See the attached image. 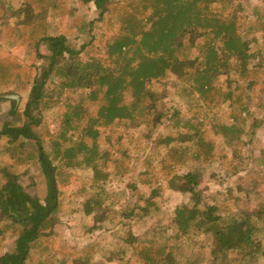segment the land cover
<instances>
[{
	"label": "trees",
	"instance_id": "16d2710c",
	"mask_svg": "<svg viewBox=\"0 0 264 264\" xmlns=\"http://www.w3.org/2000/svg\"><path fill=\"white\" fill-rule=\"evenodd\" d=\"M81 1L84 5L92 3L98 11L96 18L83 20L79 25V33L89 38L76 44L69 42L64 33L45 31L35 40L33 46L38 59L46 63L40 66L27 87L22 110L27 121L21 125L6 122L0 128V142L11 135L1 143L3 150L7 149L12 157L17 154L29 167L40 170L48 189L42 203L22 187L19 172L11 169L12 163L0 167V175L4 174L0 177V236L8 230L16 234L17 253L13 258L19 255L24 261L40 244V237L54 233V227L60 222L59 182L65 180L68 170L88 167L91 176L81 188L84 197L81 204L86 215H93L94 223L106 221L111 213L108 226L132 233L130 227L145 220L148 212L160 210L153 190L168 187L188 195V203L176 207L171 218L179 236L202 232L212 237V246H203L201 254L190 259L191 264H200L203 260L210 264H253L264 259V245L257 239L258 232H264V195L256 209L241 210L238 219L231 217L223 222L218 203L207 201L204 185L206 166L217 157L214 140L204 137L198 119L193 123L191 117L184 118L182 111L172 105L161 109L156 105L166 94V77L172 75L189 82L190 89H196L201 95L212 89L219 91L216 92L220 101L214 107L227 106L232 110L228 117L233 120L209 123V128L217 132L218 127L228 143L241 141L247 133L243 124L249 117L253 128L261 126L264 117H257L250 110L248 94L243 96L240 92L235 98L234 89L221 91L215 88L214 82L222 81L230 86L237 80L236 74H240L248 87L256 81L263 85V91L256 92V96L260 98L261 110L264 109V0L252 4L250 11L241 0H122V8L113 5L112 0ZM52 7L47 5L37 10L29 0H0V27L12 18L14 32L19 33L21 28L40 20L44 21L46 30ZM70 12L73 14V10ZM106 16H109L108 23L117 25L118 31L104 38L97 36L93 29ZM239 18L245 25L237 28ZM41 41L46 44L45 55L38 50ZM159 85L163 87L161 90ZM242 96L243 101L239 102ZM86 100L97 103L94 114L84 106ZM12 101L15 108L17 100L12 98ZM236 102L239 105H234ZM60 106L64 110L58 113L56 108ZM45 112L60 119L56 131L47 140L31 130L32 125L42 122ZM114 124L125 131L143 127L142 136L146 140L164 143L167 150L161 162L167 165L161 168L168 171L161 181L156 179L151 187L153 177L140 180L125 149L115 150V157L110 149L101 150L100 128L110 129ZM161 125L174 131L165 137L160 134L153 137ZM21 135L34 142V149L18 153L13 145ZM23 144L20 141L16 146ZM191 159L188 170L176 178V167ZM251 160L263 165L261 170H264V156ZM235 166V172L247 167L246 164ZM112 174L130 178L127 176L125 186L118 189L111 185ZM134 177L147 184L150 191H140ZM256 187L254 183L253 192H257ZM238 201L239 197H235V206ZM93 231L94 224L87 229V232ZM132 248L133 256L144 264L175 262L174 250L153 237H144ZM12 255L2 254L0 264H15L9 258ZM92 255L86 253L85 257L74 258L72 264L90 263ZM4 258L8 260L4 262ZM187 260L189 263L188 257ZM125 264H130V260Z\"/></svg>",
	"mask_w": 264,
	"mask_h": 264
},
{
	"label": "rangeland",
	"instance_id": "374dc122",
	"mask_svg": "<svg viewBox=\"0 0 264 264\" xmlns=\"http://www.w3.org/2000/svg\"><path fill=\"white\" fill-rule=\"evenodd\" d=\"M29 1L33 3L37 10H43L47 5L53 7L50 8V14L47 17L48 27L46 30L43 26L44 21L40 20L36 24L21 28L19 33L14 32L15 20L12 18L8 24L0 27V93L3 94L2 99H0V128L6 122L21 125L27 121L22 113L27 96V87L32 77L38 73L40 66L46 63V60L38 59V54L33 46L35 40L46 31V33H64L69 42H75L76 44L87 41L89 37L79 33V25L83 20L89 21L96 18L98 14L92 3L84 5L81 0ZM241 2L250 11L251 5L260 3V0H241ZM112 3L119 8L124 6L122 0H112ZM70 9L73 10V14H71ZM108 20L109 16H106L103 21L96 22L93 32L97 36L103 35L106 38L118 31L117 25L114 22L112 24L108 23ZM242 20V18H239L236 21L237 28L245 25ZM38 50L41 55L48 53L44 41L39 43ZM239 75H235L237 80L232 82L230 86H226L225 82L215 80V88L217 87L221 91L229 88L234 89L235 98L239 97L240 92L244 93L243 96L248 94L249 102L247 104H249L250 110L255 111L257 117H264V109L261 110L258 105V99L260 98L256 96L258 92L263 91V85L255 81L248 87ZM165 80L167 81L166 94L156 102L157 107L161 109L167 105H172V107L182 111L181 114L184 118L191 117L193 123H196L198 119L202 123L200 128L204 137L214 140L217 157L213 163L206 166L204 171L207 201L218 203L223 222L231 217L233 220L238 219V213L241 210L256 209L264 195V170H261L263 165H259L258 162L251 159L255 156H264V122L261 126L253 128L249 117L243 124L247 133L242 135L241 141L235 144L228 143L226 136L220 132L218 127H216L217 132L209 128V123H230L233 120L228 117L232 110L227 106L214 107L216 102L220 101V95L216 92L218 90L212 89V91L201 95L196 89H190L189 82L186 80L173 78L172 75L167 76ZM162 88L159 85V90ZM243 96L239 102L243 101ZM12 98L17 100L15 108H13ZM239 102L234 103V105H239ZM205 104L206 106H204ZM84 106L87 107L90 114L96 112V102L86 100ZM56 110L61 113L64 107L60 106ZM55 118L56 115L45 112L42 122L36 126L32 125L31 130L40 138L47 140L50 133L55 132L59 125V117ZM100 129L101 134L98 142L101 150L110 149L115 157V150L125 149L130 161L133 162L134 172L140 177V180L150 179V176L153 177L152 187V185H155L154 182L161 181L166 175L168 169L161 168V166L167 165V163H162L161 158L167 148L162 142L146 140L142 136V133L145 132L143 127L125 131L114 124L110 129ZM173 131L174 129L161 125L154 131L155 135L153 137H156L157 134L165 137ZM121 134L123 136L119 138ZM105 135L108 136V140H105ZM10 138L11 135L8 134L0 142V167L12 163L11 169L14 172H19V182L22 187L27 192L35 194L43 203L44 197L48 193L44 175L33 166L29 167V164L18 158L17 154L14 153L12 157L7 149L3 150L1 143ZM20 141H23V146H16ZM14 144L13 147L15 146L18 153L19 151L26 152L34 149L35 146L34 142L24 135H21ZM15 148L13 149L15 150ZM191 162H193L192 159L183 166L176 167V178L188 170ZM236 164L239 167H244L246 164L247 167L235 172L237 169ZM7 167L10 168V166ZM146 170L149 171V174L145 173ZM90 176L91 169L88 167L68 170L65 180L58 184L61 191L59 196L61 201L60 222L54 227L53 234L40 237V244L30 251L29 256L24 261L20 259L19 255L17 258H13L17 253L15 248L17 236L11 233L10 230L0 236V256L4 253L13 254L9 258L14 259L15 264H41V262L43 264H72L74 258H82L85 257L86 253H89V256L93 255L90 263L87 264H125L127 260H130V264H144L141 259L133 256L134 250L132 247L135 242L138 243L144 237H153L174 250V264H191L190 259L201 254L202 250L200 249L203 246H212V237L207 233L200 232L196 235L190 233V235L179 236L176 226L171 223V218L176 207L188 203V195H181L163 185H161V188H164L159 189V191L152 189L153 193L156 194L155 198L160 210L155 211V213L148 212L145 220L130 227L132 233L128 231L120 232L113 226H108L107 220L111 217V213L108 214L106 221L94 223L93 215H86L81 204L84 198L81 188L86 185ZM127 176L112 174L110 177L112 187L118 189L124 187ZM0 177L3 178L4 174L2 173ZM134 180L139 182L136 177H134ZM254 183L258 186L256 187L257 192H253ZM138 187L140 191H150L151 189L147 184L140 182ZM235 197H239L238 206L234 204ZM116 208H119V206H116ZM93 224L94 231L87 232L88 227ZM123 237H126L124 242L122 241ZM228 237L234 239L233 235H228ZM257 239L261 240L264 245L263 231L258 232ZM174 243H177L176 247L171 246ZM89 244L93 246H88ZM44 247L47 249H44ZM110 252L113 253L110 254ZM5 260L8 259L4 258V262H6ZM263 263L264 259L260 258L253 264ZM200 264L210 263L208 260H203Z\"/></svg>",
	"mask_w": 264,
	"mask_h": 264
}]
</instances>
